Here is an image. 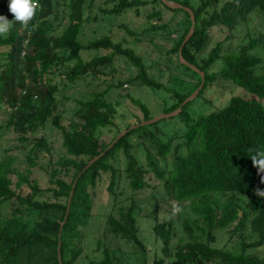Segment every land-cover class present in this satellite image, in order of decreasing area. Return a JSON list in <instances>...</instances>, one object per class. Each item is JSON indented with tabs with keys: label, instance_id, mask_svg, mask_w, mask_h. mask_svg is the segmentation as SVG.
Returning <instances> with one entry per match:
<instances>
[{
	"label": "trees",
	"instance_id": "16d2710c",
	"mask_svg": "<svg viewBox=\"0 0 264 264\" xmlns=\"http://www.w3.org/2000/svg\"><path fill=\"white\" fill-rule=\"evenodd\" d=\"M87 1L37 0L38 7L27 25L16 21L7 38L0 37V110L4 106L11 108L7 125L1 129L18 135L19 142L26 144L21 152L28 149L25 156L29 164L40 166L41 173L48 175L49 183L48 187H40L38 178L30 177L31 168L26 169L27 174L16 169L13 164L18 159L17 154L0 161V208L13 201L18 205L6 223L0 219V264H60L59 247L63 263L76 264L83 252L82 240L88 234L85 230L92 226L94 218L97 194L91 190L98 188L104 179L110 182L109 197L116 202L107 215L106 233L133 245L135 251L128 254L137 264H149L151 258L153 264H264V255L250 252L264 246V198L254 192L257 187L264 190L261 183L264 173H259L251 160L257 151H264V55L256 53L260 47L264 50V34L243 35L249 42L240 48L238 43L231 44L237 27L249 21L252 13L257 11L264 17V0L222 3L221 0H203L198 7H192L190 0L182 2L194 11L196 21L195 32L184 46L183 57L204 71L206 78L198 97L214 84L224 85L223 89L234 92L238 89L232 88L239 87L246 93L234 94L225 107L198 118H192L186 111L193 101L184 106L179 114L188 127L182 137L184 144L173 147L172 140L164 141L147 134L144 138L152 140L155 152L146 148L145 162L141 163L129 140L135 129L80 176L89 162L113 142L104 145L101 132L114 123L117 110L105 96L115 83L108 84L102 92L95 91L93 99L79 101L74 112L79 120L73 119L65 125L56 96L59 85L52 83L51 76L63 75L65 86H75L79 81L86 82L90 76L104 75L108 65L120 55L137 67L136 81L152 88L162 87L149 76L143 57L124 48L122 43H115L109 36L86 45L80 43L81 27L88 20L85 17ZM112 1L117 4L111 10L104 9L105 14H121L158 2L173 12H185L187 17L180 33L176 32L179 37L170 51L176 53L179 60L180 47L193 24L189 12L171 9L162 0L151 3ZM8 5L9 0H0V15L12 21L15 18ZM88 6L92 8L94 0H90ZM147 17L150 23L155 18L162 20L163 10L154 7ZM59 27L63 28L59 30ZM162 27L166 24H153L144 33ZM214 27L227 28L230 35L206 53L211 45L209 30ZM93 49L110 53L84 62L82 51ZM182 66L193 74V85L185 92L172 93L175 101L169 112L178 109L202 84L199 73ZM111 75L112 71L109 78ZM122 85L125 89L129 87L126 81ZM145 115L146 120L150 119L148 112ZM51 125L61 131L66 150L56 161L46 132ZM40 132L44 133L31 147L30 135ZM184 146L185 153H182ZM19 148L16 145L5 152ZM120 151L126 159L123 171L110 163ZM43 152L50 157L46 164L39 162ZM13 175L17 176V182L12 181ZM124 176L134 192L126 205L118 202L116 192ZM160 185L168 198L157 189ZM25 187L28 193L23 192ZM152 189L155 190L152 201L158 207L164 204L172 212L174 205L190 208L189 217L182 220L186 234L175 249L172 244L176 221L173 219H155L153 233L160 248L155 247L152 253L139 236L135 197ZM45 193H50L51 199H37ZM232 242V249L228 250ZM99 248H102L101 243ZM117 252H120L118 247L106 245L103 258L89 264H124L121 257L115 256Z\"/></svg>",
	"mask_w": 264,
	"mask_h": 264
},
{
	"label": "rangeland",
	"instance_id": "374dc122",
	"mask_svg": "<svg viewBox=\"0 0 264 264\" xmlns=\"http://www.w3.org/2000/svg\"><path fill=\"white\" fill-rule=\"evenodd\" d=\"M141 1H148L151 3L153 0ZM202 1L203 0H190V4L192 7H198ZM226 1L229 0H221V3ZM177 2L182 4L185 0H177ZM66 3H68V1ZM89 4L90 0H88L85 5V17L88 18V20H85L81 27L79 34L80 43L86 45L92 41L109 36L115 43H122L124 48H129L137 55L143 57L144 63L148 68L149 76L162 84V87L158 89L144 85L140 81H136L134 77H136L139 72L137 67L134 66L129 59L120 55L116 56L114 61L108 65L104 75L101 74L99 77L90 76L87 78L86 82L79 81L75 86H65L63 80L66 78L63 75L51 76L53 78L52 83L59 85V92L56 96L59 104V111L63 114V124L65 125H68L69 121L73 119L79 120L74 114L78 108L79 101L91 100L94 97L95 91L102 92L107 88L108 84L112 82L115 83L113 88H111L105 96L106 100L113 103L117 110L113 119L114 123L101 132V141L106 145L111 143L112 140L114 141L126 129L163 114L170 113L169 109L175 101L172 97V93L176 91H180V93L185 92L193 85V79L191 78L194 77L193 74L182 66L176 53H170L175 47V39H178L179 30L182 28V22L185 21L187 16L183 11L173 12L168 10L160 2L156 5L149 4L146 7L131 8L121 14H105L103 12L104 9L111 10L114 8L117 2L112 0H94V6L92 8H89ZM154 7L163 10V17L162 20L155 18L153 22L150 23L147 15L154 10ZM250 18L249 21L240 24L235 30L236 34L234 33V35L236 38L231 44L236 45L238 43V48L242 45H247L249 42V38L243 37V35L255 37V35L258 34H264V17L261 13L256 11L252 13ZM160 23L166 24V27L144 33V31L153 24ZM62 28L59 27V30ZM130 32L136 33V36H132ZM170 33H172L171 36ZM209 34L211 45L207 48L206 53H208L217 42L225 41L230 35V32L224 27H214L209 30ZM109 53L110 52L104 49L83 50L81 58L84 62H87L94 58L108 55ZM256 53L264 55V50L260 47L256 50ZM217 68L218 65L213 71ZM111 71L112 75L109 78ZM125 81L129 85L127 89L122 85ZM223 86L224 85L220 84H214L212 87L209 86L204 91L203 95L196 98L187 108V113L192 118H198L201 115L209 114L221 107H225L231 98H233L234 94H244L245 92H242L243 89L239 87L232 88L238 89L234 92V90L231 91V89L226 87L223 89ZM221 88L222 91H220ZM141 106H144V109ZM10 109L9 106H4L0 110V161L11 154H17L18 159L14 162V167L24 174H27L26 169L31 168L33 171L30 175L31 179L38 178L40 187H48V175L46 174L47 176H45L41 173L40 166L31 167L29 164L25 156V154L28 153V149L21 152V148L26 144L24 142H19L18 135L1 129V126L6 127L7 125L9 113L11 112ZM146 112H148L150 116L148 120H146ZM50 128L51 129L46 132L49 134L51 144L54 148L52 157H54V161H56L61 155H65L66 150L63 146L61 131L54 125H51ZM187 130L188 127L186 122L178 115L172 118L162 119L152 125L137 128L129 140L134 144L133 152L135 156L143 163L145 162L146 148L155 152V145L152 140L144 138L147 134L164 141L172 140L173 147H176L178 144L185 143V139L182 137H184L183 135ZM43 133L44 132H40L35 135H30L28 142L31 144V147ZM16 145L20 147L18 150L13 149L9 153L5 152L7 149ZM185 149L186 147L184 146L182 153H185ZM49 160L50 157L45 152L41 153L39 159L40 163L46 164ZM110 163L117 169L123 171L126 163L123 151L118 152L115 158L110 160ZM12 179L13 182H17L16 175H13ZM119 183L120 186L116 189L118 194L117 200L126 205L129 201L128 198H131L134 192L130 186V182L125 179V176ZM109 184L110 182L104 179L98 188L91 190L92 192L96 191L97 194L93 209L94 218L91 221L92 226L85 230L88 234L84 236L82 240L81 247L83 252L76 264H89L92 260H101L103 258V249L106 245L118 247L120 252L115 253V256L121 257L124 264H137V262L134 261V257L131 258L128 254L135 251L133 245L119 238L115 240L112 235L106 233L107 215L113 210L116 203L115 200L109 197ZM162 187L163 185H160L157 189L163 192L164 189ZM12 188H15L14 184ZM154 191L155 190L152 189L151 192H145L135 197L138 205L139 236L147 245L150 253L153 252L155 247L160 248L153 233L156 218H158L159 221H169L171 219L176 221V235L172 244L174 247L173 249H175L186 234L182 227V220L189 217L188 214L190 215L189 207L180 206L179 208L181 211L175 215H173L169 207L164 204H160L158 207L157 203L152 201V194ZM23 192L28 193L29 191L25 187ZM163 193L165 195L164 197H169L165 192ZM37 199L40 201H47L51 199V194L45 193L44 195L38 196ZM17 207L16 201H13L0 208V219L3 224L13 217ZM105 208H108V210H105ZM156 215L157 217H155ZM99 243H101L102 248H99ZM233 244L234 242H232L231 245L229 243L227 249L231 250ZM250 252L263 256L264 246L258 249H251ZM149 264H153L152 258Z\"/></svg>",
	"mask_w": 264,
	"mask_h": 264
},
{
	"label": "water",
	"instance_id": "95a60500",
	"mask_svg": "<svg viewBox=\"0 0 264 264\" xmlns=\"http://www.w3.org/2000/svg\"><path fill=\"white\" fill-rule=\"evenodd\" d=\"M162 2L168 6L169 8L171 9H174V10H177V9H184L186 10L187 12L190 13L191 15V18H192V21H193V24H192V27L188 33V35L186 36L184 42L182 43L181 47H180V50H179V59H180V62L183 64V65H186L187 67H189L191 70L199 73V75L202 77V84L201 86L193 93L191 94L187 99H185V101L180 105V107L170 113H166V114H163L161 116H158V117H155L151 120H148V121H145L139 125H134L132 127H130L129 129H126L124 132H122L112 143L111 145L107 148V150L100 154L99 156L95 157L94 159H92L89 164L87 165V167L84 169V171L80 174V176L86 171L88 170L91 166H93L98 160H100L108 150H111L117 143L120 139H122L125 135H127L129 132H131L132 130H135L137 128H140V127H143V126H148V125H152L156 122H159L160 120L162 119H168V118H172V117H175V116H178L182 111H183V108L184 106H186L187 104H189L190 102L194 101L199 93L201 92V90L203 89V87L205 86V82H206V78H205V73L204 71L200 70L196 65H193L191 64L189 61H187L184 57H183V49H184V46L187 44V42L191 39V37L193 36L194 32H195V26H196V21H195V15H194V11L189 8V7H185L184 5L176 2V1H171V0H162ZM79 176V177H80ZM78 180V179H77ZM77 180L75 182V184L77 183ZM75 187V185H74ZM73 195V191H72V194H71V197ZM71 202V200H70ZM70 208V206H69ZM69 208H68V211H67V216L66 218L68 217V213H69ZM66 221V220H65ZM64 221V223H65ZM63 223V225H64ZM63 225L61 227V232H60V237L62 235V230H63ZM58 259H59V263L60 264H64L63 261H62V256H61V253H60V247H59V255H58Z\"/></svg>",
	"mask_w": 264,
	"mask_h": 264
},
{
	"label": "clouds",
	"instance_id": "9594fccd",
	"mask_svg": "<svg viewBox=\"0 0 264 264\" xmlns=\"http://www.w3.org/2000/svg\"><path fill=\"white\" fill-rule=\"evenodd\" d=\"M37 7V0H9V12L14 15L15 19L10 21L7 16L0 15V37L7 38L16 21L27 25L28 21L34 16ZM251 160L253 166L258 169V172L264 173V151H257L255 155L251 156ZM261 183H264V179L261 180ZM254 192L256 196L264 198V190H261L259 187L254 189ZM180 211L179 207L173 206V215Z\"/></svg>",
	"mask_w": 264,
	"mask_h": 264
},
{
	"label": "built area",
	"instance_id": "2783aa9c",
	"mask_svg": "<svg viewBox=\"0 0 264 264\" xmlns=\"http://www.w3.org/2000/svg\"><path fill=\"white\" fill-rule=\"evenodd\" d=\"M126 87V86H125Z\"/></svg>",
	"mask_w": 264,
	"mask_h": 264
}]
</instances>
